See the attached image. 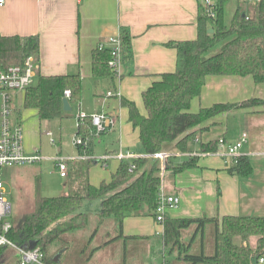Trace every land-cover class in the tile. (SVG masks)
Segmentation results:
<instances>
[{
    "label": "trees",
    "instance_id": "obj_1",
    "mask_svg": "<svg viewBox=\"0 0 264 264\" xmlns=\"http://www.w3.org/2000/svg\"><path fill=\"white\" fill-rule=\"evenodd\" d=\"M226 2L218 1L215 20H208L200 10L195 40L167 44L176 51L175 69L160 75L143 92L144 114H140L133 103L121 102L127 109L128 122L138 131V143L143 154L151 155L170 146L179 153H185L196 135L206 131L207 128H201L206 122L234 110L264 105L263 100L250 98L240 103H220L190 112L192 101L200 98L208 77H250L255 85L264 84V0L257 4L238 3L229 26H225L223 21ZM210 29L212 33H208ZM119 34L125 60L130 55V36L126 30H120ZM37 50L36 37L23 40L0 38V65L18 64L29 55H37ZM109 57L108 50L95 48L92 54L94 77L112 74L107 67ZM65 90L70 92V107L77 105L81 96L79 76L39 75L24 91V107L35 110L39 121L61 120L64 118L62 100ZM75 136L86 142L87 147L79 150L89 155L94 138L90 119L79 121ZM198 151L216 152L217 140L199 142ZM199 159L189 158L173 167V171L176 174L193 169ZM130 164L134 165L132 172H129ZM92 165L87 160L75 163L70 170L67 166L69 178L67 175L64 196L42 197L36 191L33 211L11 219L9 238L12 242L19 247L39 249L47 264H57L53 257L47 255V249L63 234L86 227L89 217L80 212L84 202L99 201L97 219L100 224L111 220L116 226L117 236L103 245L122 237V223L126 218L152 216L155 219L161 188L157 161L146 158L121 161L110 180L102 181L98 186L91 185L89 181ZM228 172L238 177L248 176L251 173L249 159L238 157ZM207 224L214 227L213 255L205 256L202 252L190 254L191 244L197 236L202 238ZM192 225L195 230L189 241L184 243L181 232ZM97 232L98 228L90 237L93 239ZM161 238L164 248H169L164 257L175 252L176 259L185 264H258V260L264 258V218L259 217L165 218ZM252 240L254 246L250 244ZM10 252L0 248V264H5L3 258ZM163 264L170 263L164 258Z\"/></svg>",
    "mask_w": 264,
    "mask_h": 264
},
{
    "label": "crops",
    "instance_id": "obj_2",
    "mask_svg": "<svg viewBox=\"0 0 264 264\" xmlns=\"http://www.w3.org/2000/svg\"><path fill=\"white\" fill-rule=\"evenodd\" d=\"M238 1L242 3V0ZM199 14L196 0H6L5 6L0 10V38L17 37L23 40L36 37L40 76H79L80 102L71 107V111H76V115L107 113L116 116L117 125L113 132H106L92 139L89 157L100 158L119 151L141 155L142 150L139 148L140 152L137 151L140 146L138 131L128 122L127 109L121 102L133 103L140 114L145 113L143 92L150 88L160 75L171 73L175 69L176 51L167 44L195 40ZM120 30H126L130 36L129 58L122 62L119 75L94 77L92 54L95 48L99 43L119 34ZM249 78L208 77L207 81L211 79L207 86L210 94L204 96L205 85L200 98L194 99L199 102L198 110L220 103H240L250 98L264 101L263 88H258L264 84L255 85L252 81L253 84L244 85L240 82ZM215 79H234L238 82H235V86L226 85V90L222 91ZM108 92L118 93L120 96L108 97ZM17 95L16 100L19 98ZM204 101L210 103H203ZM32 111L38 120L36 111ZM68 114L69 112H64L63 119L68 118ZM201 128L207 129L201 135H196L199 142L222 138L231 144L238 140L240 134L246 133L248 138L240 150V156L249 159L251 173L245 177L231 175L228 169L232 166L227 167L220 158L210 156L200 158L193 169L175 174L173 167L188 158L181 154L176 157L179 159L176 162L170 159L166 169L170 168L171 174L168 180H162L161 186L165 194L177 196L179 204L175 209L166 210L164 217L264 218V105L224 113L206 122ZM98 147H103L100 155L96 153ZM24 148L28 154L40 152L27 135L24 136ZM76 149L77 154L71 158L68 169L75 163L87 161L78 159L83 152L78 147ZM197 149L198 146L192 141L187 152ZM164 151L178 153L175 148ZM108 163L113 165L115 172L120 161L112 157L105 162V166L92 162L89 170L91 185L98 186L102 181L110 180L111 175L107 179H102L105 178L102 176L97 183L95 177L98 176L92 175L98 171L97 166L106 168ZM113 227L116 229L115 224ZM188 229L192 235L195 226L192 225ZM186 230L181 232L184 243L187 242L184 241L186 237H183L182 233ZM206 233L209 235L207 243ZM213 233V225L207 224L202 238H195L189 253L197 255L202 252L205 256L213 255ZM162 234L163 225L157 224L152 216H130L122 223V237L103 245L116 237L117 231L113 238L110 234L106 235V241L97 246V253L100 254L99 257L108 255L111 248L119 243L124 257L130 248L138 247L137 245L142 244L152 250L157 243L155 237L161 238ZM208 240H211L210 245ZM196 242L199 244L198 251H193ZM250 244L254 246V241ZM164 250L166 249L163 246V261ZM55 258L58 264L59 258ZM165 260L168 261L167 258ZM121 264H126V261H121Z\"/></svg>",
    "mask_w": 264,
    "mask_h": 264
},
{
    "label": "rangeland",
    "instance_id": "obj_3",
    "mask_svg": "<svg viewBox=\"0 0 264 264\" xmlns=\"http://www.w3.org/2000/svg\"><path fill=\"white\" fill-rule=\"evenodd\" d=\"M238 0H228L224 6V16L223 21L225 26H229L233 13L235 11ZM217 84L221 86V90H226V85L235 86L238 81L234 79L222 80L215 79ZM249 80V81H247ZM211 79L206 80V87L204 89V96H208L210 91L208 90V85ZM244 85L253 84L251 78L240 81ZM250 82V83H249ZM204 85V86H205ZM264 92V85L263 87ZM23 92L18 93L16 98L12 102V118L17 120L23 129V135H26L30 140L39 148L40 155L43 158L51 159L57 156L63 158H73L77 154L76 146L72 145V139L75 136V129L77 126L76 111L69 112V117L66 119H55L52 121H38L35 112L28 110L24 107ZM203 103H210L204 101ZM198 104L196 100L193 101V106L190 112L195 113L198 111ZM202 105V101H200ZM45 132H52L55 141L54 145H51L48 138L45 137ZM140 146L137 147V151L140 152ZM174 147L170 146L167 149ZM166 149V150H167ZM103 147H98L96 153L98 155L102 154ZM172 161L176 162L178 158H170ZM169 159V160H170ZM101 166V165H100ZM97 166V170L93 173V176L99 183V177L105 176L107 179L114 173L113 165L108 163L106 168ZM71 168H69L70 170ZM170 168H167L163 177V181L168 180L171 174ZM111 173V174H110ZM69 178V171H68ZM160 177V172L158 173ZM0 177L4 182L6 189L9 193L8 200L12 206V218L19 216L20 214H26L32 212L34 209V199L35 193L38 191L39 195L42 197H61L67 192L66 189V179L58 173L50 161H43L41 163L25 166H15L3 168L0 171ZM67 178V180H68ZM94 178V177H93ZM98 185V184H97ZM100 210V202H84L80 212L86 213L89 217L88 223L85 228L68 232L60 236L58 239L54 240L49 248L47 249V255L51 257H58V264H121V261H126V264H162V240L160 237L156 238V245L152 247V250H148L144 245H137L133 249L130 248L127 256L124 257L121 245L119 247L115 246L111 248V253L108 255L99 257L100 254L97 253V246L103 241H106V235L116 236V229L113 227L111 220L100 224L97 219V215ZM98 228L97 235L92 239L90 236L95 229ZM191 230L187 229L182 233L183 237H186V242L189 241L191 237ZM210 231L208 232V234ZM205 234V239L209 235ZM205 243V244H206ZM210 245L211 240H208ZM252 243V241L250 242ZM198 243H194L193 251H198ZM169 248L164 250V253H168ZM13 257V258H12ZM170 264H185L176 259V253H172L171 256H165ZM5 264H15V258L12 253L5 255L3 258Z\"/></svg>",
    "mask_w": 264,
    "mask_h": 264
},
{
    "label": "built area",
    "instance_id": "obj_4",
    "mask_svg": "<svg viewBox=\"0 0 264 264\" xmlns=\"http://www.w3.org/2000/svg\"><path fill=\"white\" fill-rule=\"evenodd\" d=\"M219 0H196L199 9L203 10L204 15L208 20H215L216 11ZM228 1V0H222ZM248 4H257L262 0H242ZM6 0H0V10L5 6ZM98 50H108L110 57L107 62V67L113 75H119L122 66L123 51L120 34L108 38L105 42H101L96 47ZM40 73V64L36 54L29 55L21 60L18 64H10L7 66L0 65V171L3 168L25 166L41 163L43 161H50L54 168L64 178L67 176L68 162L71 158H63L57 156L51 159L43 158L39 151L28 154L24 148V135L21 124L12 118V102L16 94L21 93L34 84L36 78ZM67 100L70 97V92L65 90L63 93ZM108 97L120 96L118 93H107ZM90 119L91 126L94 128V137H98L106 132H113L117 125V118L113 114L97 113L92 115H85L79 113L76 116L77 126L79 121ZM51 145L55 144L52 133H46ZM247 134H240L237 141L234 143H227L224 139L217 140V151L214 153H201L198 151H190L184 153H169L167 151H160L151 155L141 154L136 155L129 152H117L113 155H105L100 158L89 157L82 150L83 154L78 157L80 160H90L93 163L105 166V162L110 158H115L118 161L131 162L137 159H151L157 161L160 166V180L162 182L164 171L170 158L180 157L181 154L189 158H205L218 157L227 167L233 166L240 156V150L247 141ZM197 146L199 138L195 137L193 140ZM72 144L78 148L85 149L87 144L79 136H74ZM134 170V165L130 164L129 172ZM8 191L4 182L0 177V248H6L15 257V264H47L44 260V254L39 249H28L26 247H19L15 245L9 238L12 229V206L8 200ZM179 198L177 196H170L164 193L161 186L157 196V203L155 208V222L163 225L164 215L166 210L175 209L178 207ZM258 264H264V258L258 260Z\"/></svg>",
    "mask_w": 264,
    "mask_h": 264
},
{
    "label": "water",
    "instance_id": "obj_5",
    "mask_svg": "<svg viewBox=\"0 0 264 264\" xmlns=\"http://www.w3.org/2000/svg\"><path fill=\"white\" fill-rule=\"evenodd\" d=\"M208 33H212V30H208ZM62 111L63 112H70L71 111V107L69 105V102L66 98H63L62 100ZM55 262H57V258L54 259Z\"/></svg>",
    "mask_w": 264,
    "mask_h": 264
}]
</instances>
